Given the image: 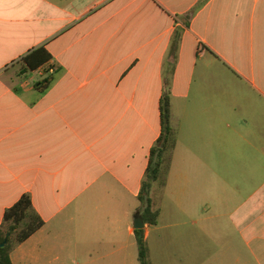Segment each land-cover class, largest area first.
I'll use <instances>...</instances> for the list:
<instances>
[{"label": "crops", "instance_id": "crops-1", "mask_svg": "<svg viewBox=\"0 0 264 264\" xmlns=\"http://www.w3.org/2000/svg\"><path fill=\"white\" fill-rule=\"evenodd\" d=\"M164 95L149 264H264V0H0V226L23 195L44 222L12 264H137Z\"/></svg>", "mask_w": 264, "mask_h": 264}, {"label": "trees", "instance_id": "trees-1", "mask_svg": "<svg viewBox=\"0 0 264 264\" xmlns=\"http://www.w3.org/2000/svg\"><path fill=\"white\" fill-rule=\"evenodd\" d=\"M50 59V54L43 47L36 48L22 58L24 68L21 72L22 74L34 72L46 65ZM51 81L52 74H47L36 87L45 90ZM160 125L161 132L155 145L150 149L148 165L137 196V200L144 206L142 220L148 225H156L159 215L150 204L149 194L152 184L166 172L168 157L175 145L174 133L170 126L169 98L166 95L160 102ZM43 225L44 222L34 211L28 195H23L13 206L6 209L0 226V264H12L10 259L12 247L25 242ZM134 235L139 264H149L144 230H135Z\"/></svg>", "mask_w": 264, "mask_h": 264}, {"label": "water", "instance_id": "water-1", "mask_svg": "<svg viewBox=\"0 0 264 264\" xmlns=\"http://www.w3.org/2000/svg\"><path fill=\"white\" fill-rule=\"evenodd\" d=\"M133 228L135 230H141V229L144 228V224H143L142 218L139 215H136L134 217ZM1 246H3V245H1Z\"/></svg>", "mask_w": 264, "mask_h": 264}, {"label": "rangeland", "instance_id": "rangeland-1", "mask_svg": "<svg viewBox=\"0 0 264 264\" xmlns=\"http://www.w3.org/2000/svg\"><path fill=\"white\" fill-rule=\"evenodd\" d=\"M155 183H157V182H155ZM155 183H153L152 186H153V187H158V186H156V185H158V184L155 185ZM140 207H142V204H141V203H140ZM137 264H138V261H137Z\"/></svg>", "mask_w": 264, "mask_h": 264}]
</instances>
